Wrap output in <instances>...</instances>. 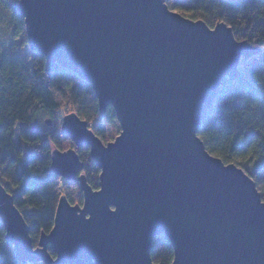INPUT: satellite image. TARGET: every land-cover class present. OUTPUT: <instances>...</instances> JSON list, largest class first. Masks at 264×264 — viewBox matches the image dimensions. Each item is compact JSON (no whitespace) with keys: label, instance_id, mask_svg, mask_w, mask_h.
Returning a JSON list of instances; mask_svg holds the SVG:
<instances>
[{"label":"water","instance_id":"95a60500","mask_svg":"<svg viewBox=\"0 0 264 264\" xmlns=\"http://www.w3.org/2000/svg\"><path fill=\"white\" fill-rule=\"evenodd\" d=\"M166 0H19L30 51L47 72L65 68L90 84L99 118L120 133L103 143L75 112L50 145L51 172L77 183L81 204L58 199L36 246L0 182V223L15 259L43 264H155L152 240L170 242V264H264V203L256 183L205 149L198 127L242 61L263 50L172 11ZM45 123L50 125L48 119ZM99 169L88 184L76 148ZM115 209V211H113Z\"/></svg>","mask_w":264,"mask_h":264},{"label":"trees","instance_id":"16d2710c","mask_svg":"<svg viewBox=\"0 0 264 264\" xmlns=\"http://www.w3.org/2000/svg\"><path fill=\"white\" fill-rule=\"evenodd\" d=\"M19 0H0V17L8 16L15 25L13 35L24 36ZM170 9L176 0H166ZM186 17L200 19L208 26L223 21L232 28L234 37L247 40L263 51L242 61L240 75L232 85L221 88L212 107L200 122L198 136L205 149L225 163H234L256 183L264 201V2L261 0H188ZM30 60L3 55L0 44V182L14 195V203L30 227L33 245L41 233H49L58 199L64 194L71 203L81 204L77 183L54 175L50 168V145L63 150L74 147L68 137L60 135L56 114L66 105L89 124L92 131L107 140L105 122L114 120L110 108L99 118L97 100L90 84L67 69L53 66L46 71L42 55L30 51ZM65 104V105H64ZM37 114L49 116L53 127L43 130L36 122ZM75 148V147H74ZM84 162L88 184L98 188L99 169L87 147L76 148ZM61 180L66 184L61 190ZM75 186L73 198L69 187ZM151 259L155 264H170L173 252L164 235L153 238ZM0 264L22 263L15 259L0 223Z\"/></svg>","mask_w":264,"mask_h":264},{"label":"rangeland","instance_id":"374dc122","mask_svg":"<svg viewBox=\"0 0 264 264\" xmlns=\"http://www.w3.org/2000/svg\"><path fill=\"white\" fill-rule=\"evenodd\" d=\"M178 6L173 7L171 9L172 11H175L179 13L182 16H185L186 10L184 7L187 3L188 0H176ZM212 27V26H210ZM15 25H13L12 20L8 16H1L0 17V44L2 48V53L3 55H6L7 57H17V58H22L26 61H29L30 59L28 58L30 56V49L27 46L26 42L23 41V36L21 34H18V36H15L12 34L14 31ZM65 105V104H64ZM73 112L71 107L69 105H66L56 114V119H57V124H58V130L60 129L61 125V119L64 115L67 113ZM45 119H48L50 122V125L45 123ZM36 122L39 124V126L45 130L47 128L53 127V120L45 114H37L36 115ZM92 124H90V128L92 129ZM105 127H106V133L108 135L107 140H103V143H107L112 141L120 132L119 124L115 120L105 122ZM66 148H63V150L68 149L70 146H65ZM66 184L64 180H61V190L63 193H67L65 189H63L62 185ZM69 190L72 192L73 198L77 196V190L75 186L69 187Z\"/></svg>","mask_w":264,"mask_h":264},{"label":"snow or ice","instance_id":"6c2138e0","mask_svg":"<svg viewBox=\"0 0 264 264\" xmlns=\"http://www.w3.org/2000/svg\"><path fill=\"white\" fill-rule=\"evenodd\" d=\"M261 2H264V0H261ZM0 6H2V5H0ZM261 203H264V201H261ZM113 211H115V209H113Z\"/></svg>","mask_w":264,"mask_h":264},{"label":"flooded vegetation","instance_id":"af4514ba","mask_svg":"<svg viewBox=\"0 0 264 264\" xmlns=\"http://www.w3.org/2000/svg\"><path fill=\"white\" fill-rule=\"evenodd\" d=\"M3 184V183H2Z\"/></svg>","mask_w":264,"mask_h":264}]
</instances>
